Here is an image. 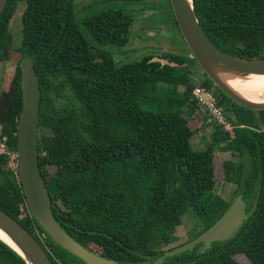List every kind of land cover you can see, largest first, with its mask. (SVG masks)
I'll return each instance as SVG.
<instances>
[{
	"label": "trees",
	"instance_id": "16d2710c",
	"mask_svg": "<svg viewBox=\"0 0 264 264\" xmlns=\"http://www.w3.org/2000/svg\"><path fill=\"white\" fill-rule=\"evenodd\" d=\"M193 9L216 48L235 57L264 59V0H193ZM20 11L21 44L14 48L9 29ZM131 24L122 10L84 19L96 47L78 29L74 0H8L0 13V65L15 53L20 57L7 88L0 91V134L16 151L19 64L28 58L41 93L39 168L51 215L67 235L118 263H151L179 246L172 244L183 215L200 227L193 229L192 241L240 197L246 219L231 236L204 251L198 244L161 264H239L237 255L248 264H264V109L234 103L205 76L188 49L183 55H148L117 65L110 52L98 47L125 46ZM199 77L203 86L215 89L234 126L229 133L213 126L203 149L192 145L196 128L191 126L206 124L195 115L190 98L192 79ZM216 148L238 157L222 163L224 181L236 185L230 201L216 193ZM0 209L35 235L53 264H84L38 226L19 175L8 170L3 156ZM0 264L26 263L0 241Z\"/></svg>",
	"mask_w": 264,
	"mask_h": 264
},
{
	"label": "water",
	"instance_id": "95a60500",
	"mask_svg": "<svg viewBox=\"0 0 264 264\" xmlns=\"http://www.w3.org/2000/svg\"><path fill=\"white\" fill-rule=\"evenodd\" d=\"M8 0H0V13ZM179 33L193 58L211 83L234 103L253 111L264 109L263 102L250 101L238 94L228 84L231 79L247 76H264V59H246L224 53L216 48L204 34L193 9V0H169ZM161 64L166 61L155 59ZM21 73V111L16 131V153L21 188L30 211L38 226L53 243L84 264H121L85 249L67 235L53 219L51 201L41 177L36 148L38 134L40 86L35 70L28 58L19 64ZM246 206L236 197L227 211L209 229L196 239L165 251L151 263L161 264L164 258L179 255L202 244L201 251L212 242L224 241L246 219ZM0 241L16 252L26 264H53L35 235L30 234L16 220L0 209Z\"/></svg>",
	"mask_w": 264,
	"mask_h": 264
},
{
	"label": "rangeland",
	"instance_id": "374dc122",
	"mask_svg": "<svg viewBox=\"0 0 264 264\" xmlns=\"http://www.w3.org/2000/svg\"><path fill=\"white\" fill-rule=\"evenodd\" d=\"M106 10H122L132 18L129 41L125 46L98 47L101 50L110 52L117 65L132 63L148 55H183L187 53V46L179 33L169 0H143L140 2L127 0H74L76 24L83 37L91 45L96 46L88 31L82 25V21ZM20 18L21 11L15 14L10 24L9 31L14 48H18L21 44ZM19 57L15 53L8 62L0 65V91L7 88ZM201 79L203 78L192 79L193 85L199 83ZM258 97L260 101H264V93L258 94ZM64 100L61 99V101ZM191 127L196 128L192 137L193 147L195 149L205 148L214 133L213 126L207 124L198 125L197 122ZM213 160L217 164L215 169L216 193L225 201H230L233 198L236 185L224 181L222 163L235 162L238 157L232 156L228 151L216 148ZM182 218V225L176 229L178 240L172 244L173 246L191 241L193 229L196 231L200 230L198 223L193 217L183 215ZM234 259L239 264H248L246 257L243 255H237Z\"/></svg>",
	"mask_w": 264,
	"mask_h": 264
},
{
	"label": "built area",
	"instance_id": "2783aa9c",
	"mask_svg": "<svg viewBox=\"0 0 264 264\" xmlns=\"http://www.w3.org/2000/svg\"><path fill=\"white\" fill-rule=\"evenodd\" d=\"M190 98L196 104V115L206 124L220 128L223 132H231L234 129L227 113L218 103V98L213 87L208 88L201 81L194 84L190 91ZM0 156L6 160V166L14 175L18 173L17 153L7 143V138L0 134Z\"/></svg>",
	"mask_w": 264,
	"mask_h": 264
},
{
	"label": "bare ground",
	"instance_id": "6f19581e",
	"mask_svg": "<svg viewBox=\"0 0 264 264\" xmlns=\"http://www.w3.org/2000/svg\"><path fill=\"white\" fill-rule=\"evenodd\" d=\"M228 84L244 98L254 102H263L258 99V94L264 93V76H247L243 79H231L228 80ZM0 237L5 239L1 233Z\"/></svg>",
	"mask_w": 264,
	"mask_h": 264
}]
</instances>
